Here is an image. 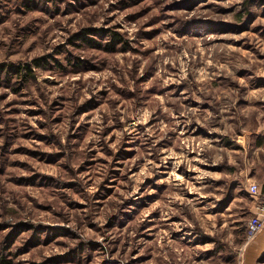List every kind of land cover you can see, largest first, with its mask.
<instances>
[{
	"label": "rangeland",
	"instance_id": "obj_1",
	"mask_svg": "<svg viewBox=\"0 0 264 264\" xmlns=\"http://www.w3.org/2000/svg\"><path fill=\"white\" fill-rule=\"evenodd\" d=\"M0 70V264H246L264 0H0Z\"/></svg>",
	"mask_w": 264,
	"mask_h": 264
},
{
	"label": "built area",
	"instance_id": "obj_2",
	"mask_svg": "<svg viewBox=\"0 0 264 264\" xmlns=\"http://www.w3.org/2000/svg\"><path fill=\"white\" fill-rule=\"evenodd\" d=\"M249 191L254 196L260 194V187L256 182H251L248 186ZM258 210L251 215L247 221V233L249 237H253L263 226L264 223V202L257 204Z\"/></svg>",
	"mask_w": 264,
	"mask_h": 264
},
{
	"label": "crops",
	"instance_id": "obj_3",
	"mask_svg": "<svg viewBox=\"0 0 264 264\" xmlns=\"http://www.w3.org/2000/svg\"><path fill=\"white\" fill-rule=\"evenodd\" d=\"M258 232H257V234H258ZM256 235H255V237H256ZM263 249H264V232H261L258 234L256 239L252 242V244L249 248L248 254L246 256V264H254V261L257 257V252L259 253V251L260 250L262 251Z\"/></svg>",
	"mask_w": 264,
	"mask_h": 264
},
{
	"label": "trees",
	"instance_id": "obj_4",
	"mask_svg": "<svg viewBox=\"0 0 264 264\" xmlns=\"http://www.w3.org/2000/svg\"><path fill=\"white\" fill-rule=\"evenodd\" d=\"M87 36V35H86ZM1 71V70H0Z\"/></svg>",
	"mask_w": 264,
	"mask_h": 264
}]
</instances>
